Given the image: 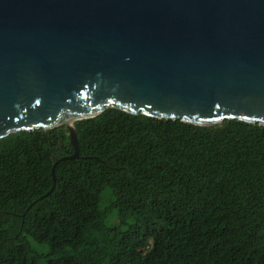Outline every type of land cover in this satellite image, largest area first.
<instances>
[{
	"label": "trees",
	"instance_id": "16d2710c",
	"mask_svg": "<svg viewBox=\"0 0 264 264\" xmlns=\"http://www.w3.org/2000/svg\"><path fill=\"white\" fill-rule=\"evenodd\" d=\"M73 125V161L64 126L0 139V264H264V126L115 109Z\"/></svg>",
	"mask_w": 264,
	"mask_h": 264
},
{
	"label": "water",
	"instance_id": "95a60500",
	"mask_svg": "<svg viewBox=\"0 0 264 264\" xmlns=\"http://www.w3.org/2000/svg\"><path fill=\"white\" fill-rule=\"evenodd\" d=\"M106 109L264 126V0H0V139Z\"/></svg>",
	"mask_w": 264,
	"mask_h": 264
},
{
	"label": "rangeland",
	"instance_id": "374dc122",
	"mask_svg": "<svg viewBox=\"0 0 264 264\" xmlns=\"http://www.w3.org/2000/svg\"><path fill=\"white\" fill-rule=\"evenodd\" d=\"M108 193H109V190H108V189H105L104 192H103V195H102L103 203H105V201H106V203L108 204L109 200H108L107 198L105 199V197L108 195ZM106 203L103 204V206H107ZM111 223H115V220H114V219L111 220ZM28 242H29V244H30V247H31L34 251L39 252V253H45V252H47V247H46V246L40 245V244L34 242V241L31 240V239H28Z\"/></svg>",
	"mask_w": 264,
	"mask_h": 264
}]
</instances>
